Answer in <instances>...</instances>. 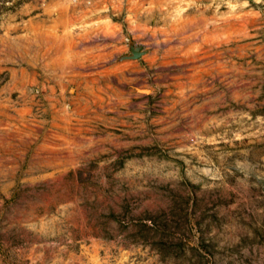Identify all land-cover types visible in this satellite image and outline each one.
<instances>
[{
	"label": "rangeland",
	"instance_id": "374dc122",
	"mask_svg": "<svg viewBox=\"0 0 264 264\" xmlns=\"http://www.w3.org/2000/svg\"><path fill=\"white\" fill-rule=\"evenodd\" d=\"M0 264H264V0H0Z\"/></svg>",
	"mask_w": 264,
	"mask_h": 264
}]
</instances>
